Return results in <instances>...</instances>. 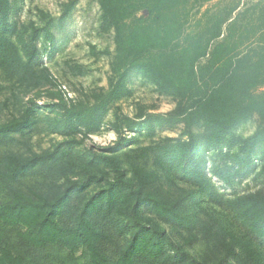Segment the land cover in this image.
Returning <instances> with one entry per match:
<instances>
[{"label": "trees", "instance_id": "obj_1", "mask_svg": "<svg viewBox=\"0 0 264 264\" xmlns=\"http://www.w3.org/2000/svg\"><path fill=\"white\" fill-rule=\"evenodd\" d=\"M190 1L99 0L102 28L115 33L111 66L116 78L98 103L86 111L73 113L68 109L69 117L64 122L76 128L85 126L88 132L97 131L108 102L130 93L126 79L135 70L159 90L176 95L179 100L173 112L187 127L205 125L210 145H220L235 126L257 114L261 126L250 137L238 138L239 150L230 155L237 169L252 166L256 149L264 144V0L253 7L256 18L244 24H239V13L234 19H200L201 26L196 31L188 30V13L182 14ZM10 10L11 0H0V63L16 72L19 81L29 88L55 84L50 68L41 64L37 30L32 31L29 39L25 38L17 25L7 22ZM13 36H17L20 47ZM204 58L206 61L202 62ZM59 86L64 94L62 85ZM61 92L55 95L63 99ZM34 108L30 104L22 117L0 121V138L13 139V133L30 129L35 120ZM176 147L183 152L181 160L188 162L197 142L192 136L178 141ZM157 148L148 145L135 149L134 154L126 153L131 176H127L120 155L95 154L92 162L106 164L115 175L105 187L85 199L81 207L71 204L72 192L86 188L92 180H71L54 196L14 185L52 153L3 155L0 187L5 184L6 194L0 191V264H53L49 261L53 253L62 249L72 253L82 249L88 264H144L143 260L164 264L162 261L170 256L166 255L168 247L184 260L180 264H204L185 248V244L202 239L213 244V264H264V255L252 242L253 236L264 237V191L224 199L226 205L236 210V219L241 223V228L232 229L211 211L199 215L193 207L198 196L194 190L166 186L162 178L166 175L170 180L167 172L150 170L140 161ZM166 155L157 156L161 168H165ZM71 165L76 163L69 160L67 166ZM202 174L203 183L213 187ZM104 204V213L126 217L134 228L126 245H116L114 259L104 251V243L113 242V238L96 219ZM143 206L177 230L183 243L164 224L141 219ZM4 227L15 231L17 243L8 242Z\"/></svg>", "mask_w": 264, "mask_h": 264}, {"label": "rangeland", "instance_id": "obj_2", "mask_svg": "<svg viewBox=\"0 0 264 264\" xmlns=\"http://www.w3.org/2000/svg\"><path fill=\"white\" fill-rule=\"evenodd\" d=\"M259 1L191 0L187 8L182 9V14L188 13L189 31L200 29V19H234L239 13L237 19H240L241 25L256 18L253 7ZM234 7L237 9L232 13ZM6 19L8 23L17 25L25 38L29 39L32 31L37 30L36 42L42 55L41 64L48 66L56 79L55 84L41 86V89L29 88L19 81L16 72H11L0 63V121L20 118L27 106H35V120L30 129L13 133V139L0 138V158L7 153L20 156L35 152L52 153L46 162H40L15 182L16 187L26 191L35 189L54 196L65 189L71 180L79 183L92 180L86 188H77L72 192L71 204L81 207L85 199L105 187L115 175L106 164L92 162L95 154L120 155L124 168L128 170L127 176H131L130 160L126 158V153L134 154L135 149L140 147L157 145L156 151L151 152L148 158L140 159L148 169L167 172L170 180L166 175L162 178L166 186L177 190H194L198 196L197 204L193 207L200 216H205V211H211L230 224L232 229L241 228V223L236 219V210L226 205L224 199L264 191V144L256 149L252 166L237 169L230 155L239 150L238 138L250 137L261 126L257 114L235 126L220 145H210L206 139L208 132L205 125L199 123L187 127L173 112L179 100L176 95L159 90L154 82L133 70L126 79L130 93L108 102L100 128L93 132H88L82 125L76 128L64 122L69 117L67 110L71 109L73 113L88 110L107 95L116 78L111 66L116 49L115 33L102 28L99 0H11V10ZM226 27L227 24L224 27L225 35L229 33ZM12 40L21 46L17 36H13ZM205 61L204 58L202 62ZM59 85H62L64 94ZM58 92L62 93L63 99L55 95ZM95 95H99L100 99ZM192 136L196 139L197 149L193 156L187 157L186 162L181 160L183 152L176 145L178 141L189 140ZM163 153H167L164 157L165 168L157 163V156ZM69 160L76 165L67 166ZM198 162L200 166L196 168ZM202 173L210 179L214 188L203 183ZM4 185L0 187L3 195L6 194ZM104 207L105 204L96 219L113 238V242L104 243V251L114 259L117 257L116 245H126L134 228L128 218L104 213ZM141 211V219L148 223L164 224L183 243L181 234L169 223L160 221L151 209L143 206ZM4 229L8 242L17 243L15 231L10 227ZM253 237L252 242L264 255V237ZM212 247V243L203 239L185 244V248L204 264L214 262ZM53 254L49 260L53 264L87 263L82 249L75 253L62 249ZM166 255L170 256L165 260L161 258L164 264L184 262L169 247ZM142 262L153 264L151 260Z\"/></svg>", "mask_w": 264, "mask_h": 264}]
</instances>
